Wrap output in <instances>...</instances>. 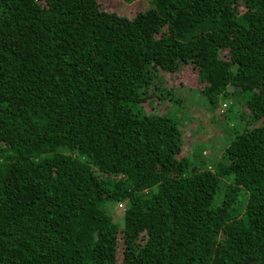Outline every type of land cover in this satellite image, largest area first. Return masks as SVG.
Listing matches in <instances>:
<instances>
[{"label": "trees", "instance_id": "16d2710c", "mask_svg": "<svg viewBox=\"0 0 264 264\" xmlns=\"http://www.w3.org/2000/svg\"><path fill=\"white\" fill-rule=\"evenodd\" d=\"M0 264H264V0H0Z\"/></svg>", "mask_w": 264, "mask_h": 264}, {"label": "rangeland", "instance_id": "374dc122", "mask_svg": "<svg viewBox=\"0 0 264 264\" xmlns=\"http://www.w3.org/2000/svg\"><path fill=\"white\" fill-rule=\"evenodd\" d=\"M179 81H184L187 84H191L193 83V80H195V77L193 76V74H191L189 71H186L181 73L180 77L178 78ZM197 116L203 114L204 110L200 107L197 106ZM206 117V116H205ZM195 130L194 125H189V126H185V134H186V138L189 137V135L192 133V131ZM216 131L218 130V126L213 125L211 127H209L208 131ZM190 138V137H189ZM189 138H187L189 140ZM199 136L195 138V140H198ZM202 139V136H200L199 141ZM210 139L208 138V136L205 137V140ZM226 140H222L220 137L216 138V142L213 144V152L217 155L220 153V151L222 150V147L224 146ZM204 151L202 152V155L205 156L207 155V150L206 148H209V143L206 142L203 146ZM212 153V154H214Z\"/></svg>", "mask_w": 264, "mask_h": 264}]
</instances>
